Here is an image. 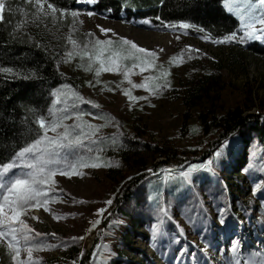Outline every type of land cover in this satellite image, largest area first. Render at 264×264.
Returning a JSON list of instances; mask_svg holds the SVG:
<instances>
[{
	"label": "rangeland",
	"instance_id": "obj_1",
	"mask_svg": "<svg viewBox=\"0 0 264 264\" xmlns=\"http://www.w3.org/2000/svg\"><path fill=\"white\" fill-rule=\"evenodd\" d=\"M76 5L83 23L78 25V33H72L73 38L82 39L83 34L91 31L101 39L111 36L116 40L123 36L141 47L154 50L158 53L157 68L162 66L171 73L168 77L171 87L164 89L161 95L153 96L147 89L131 88L121 73H101L99 79L102 82L96 83L94 71L78 67L81 63L78 56L67 63L62 62L71 51L66 40L71 33V17L65 19L70 24H63L64 21L52 24L55 31L50 35L51 45L59 49L58 70L63 78L58 89L70 84L86 100L101 106L96 109L87 103L80 105L86 113L85 120L106 124L98 133L106 140L101 145L104 150L95 154L98 157L95 162H100V167L80 168L78 171L82 174L71 177L58 175L56 190L50 193L55 199L49 200L47 210L44 207L29 209L23 217L36 232L45 234L39 240L57 245L34 250V261L38 258V264H220L233 239H239L244 250L258 247L257 241H264V168L252 174L243 171L251 164L248 144L252 141L247 128L225 141L229 144L227 157L234 158L232 150L237 149L239 158L236 156L237 160L235 157L231 166L225 165L224 161L216 168L218 181H210L212 173L200 171L202 180L197 177L193 188L189 189L181 179L170 180L168 177L173 184L169 193L161 189L159 201L161 204L171 202L168 216L172 219L158 218L156 206L150 210L151 200L147 197L149 192L157 197V190L149 191L147 178L133 190L131 199L121 197L131 180L140 174H150L148 169L155 163L168 162L167 172L170 165L187 170L192 164L205 162L203 155L207 150L215 153L220 148L221 145L212 151L213 134L202 132L196 123L195 111L182 104L181 98L187 87L201 84L207 88L215 102V110L221 113L233 108L244 114L264 111V61L250 49L252 44L264 41L214 44L203 40L204 34L194 28L179 31L155 22L143 25L138 23L141 18L134 13L100 10L96 9V3L86 4L82 0ZM223 8L238 21L224 3ZM89 11L94 15L88 16ZM47 20L51 22V19ZM40 24L45 28L43 22ZM97 25L114 29L118 36L100 33ZM177 36L180 38L176 39ZM188 45L193 47L191 58L186 48ZM182 52L183 62L173 64L171 58ZM155 75H158L157 69L141 72L136 68L131 79L142 83L145 77ZM125 89H130L134 96H145L147 100L130 101L124 94ZM89 112L95 113V118L87 115ZM65 123L71 124L73 120ZM49 135L55 133L49 132ZM113 136L117 137L118 143L122 141V147L110 146ZM131 146L134 148L130 149ZM106 149L113 151V156L107 155ZM123 151L132 154L128 163L120 162L115 153ZM261 162L264 163L263 153ZM256 184L262 187L253 195L252 188ZM108 199L113 201L112 204L105 203ZM225 204L231 213L228 230H222L217 223V208ZM185 205H195L207 211V228L199 222L195 227L187 223ZM117 206L121 212L117 214L115 211L107 233L103 223ZM100 208H105V212L98 215L97 209ZM237 218L243 222L240 227L236 226ZM96 219L100 223L92 229L91 223ZM158 219H163V224L153 240L152 225L158 223ZM180 228L184 229L183 234ZM185 244L195 259L193 255L177 258L179 249ZM0 251V264H15L5 246L0 245ZM21 258H27L26 251H21Z\"/></svg>",
	"mask_w": 264,
	"mask_h": 264
},
{
	"label": "snow or ice",
	"instance_id": "obj_2",
	"mask_svg": "<svg viewBox=\"0 0 264 264\" xmlns=\"http://www.w3.org/2000/svg\"><path fill=\"white\" fill-rule=\"evenodd\" d=\"M86 4H95L97 0H82ZM161 4L163 0H160ZM229 13L234 14L239 21V29L222 36L214 37L211 34L203 35L201 38L205 41H211L214 44H245L249 41H264V0H223ZM25 6L31 5V10H24L20 7L13 8L11 0H0V23L6 20L5 11L9 14L19 12L24 17L23 20L17 21L10 34L12 39L20 38V33L29 23L37 24L45 19H51L53 24L57 21H64L71 17V33L66 37L68 44L71 45V51L62 58V62L67 63L74 57L78 56L81 63L78 67L84 68L85 71L95 72L96 83H101L99 79L101 73H121L123 80L127 81L131 88L147 89L153 95H161L164 89L171 87L168 77L170 71L162 66L158 69L156 58L158 53L145 47L139 46L133 40L119 36L114 40L111 36L101 39L95 33L89 31L83 34L82 39L73 38L72 33H78V25L83 21L79 19L81 12L79 9L61 8L51 2V0H24ZM109 11H111L109 9ZM59 14V15H58ZM88 16L94 15L93 12H87ZM161 20L160 16L155 18ZM138 23L151 25L152 19L149 17L141 18ZM162 26L185 31L195 28L203 33L206 30L196 25L179 21L177 23L162 22ZM259 26V27H258ZM100 33L118 36L114 29L97 25ZM180 37L177 36L176 39ZM31 40V37H28ZM37 48L43 47L40 42H36ZM191 58L193 47L186 46ZM46 50V49H45ZM160 51H163L161 49ZM194 51L199 52V49ZM86 58V63H85ZM128 62V63H126ZM173 64L183 62V52L181 55L171 58ZM139 68L141 72L157 69L158 75L147 76L142 83H135L131 79L133 70ZM26 74L23 69H14L13 67L0 66V74H7L10 79H30L35 77V70L29 69ZM91 86V81H88ZM107 86V85H105ZM115 91V89H111ZM52 96L55 99L47 111V115L36 117L35 123L38 128L31 131L35 132V138L26 142L24 146L16 149L11 158L0 164V245L6 247L11 260L15 264H38L33 259V251L42 248H55L57 245L49 244L38 238L44 236V233L36 230L27 223L23 217L29 209L44 207L54 192L58 175L71 177L81 175L78 171L80 168L101 166L97 161L96 153L103 151V145L106 138L98 135L100 130L106 124H94L84 119L86 113L80 107L81 104H89L93 108L99 109L101 106L91 100H86L79 92L75 91L70 84H65L63 89H53ZM124 94L130 101L147 100L145 96H134L130 89H125ZM95 118V113H87ZM103 119V116L100 117ZM72 119L73 123L67 124L65 121ZM111 121H109L110 123ZM49 132L55 135H49ZM122 135V134H121ZM110 146L122 147V141L118 143L117 137L111 138ZM228 142H225L214 153V160H209L199 165L192 164L186 171H181L179 176L182 182L188 186L194 184V174L200 171L215 174V165H222L228 156ZM149 172L152 169H148ZM246 173L249 169H244ZM172 177L171 172L169 178ZM262 186L256 184L252 188L253 195ZM156 196H159L157 192ZM195 198V197H194ZM218 198V197H217ZM148 200H153L156 204L155 212L158 218L172 217L168 216V211L172 207L171 202L161 204L159 199L148 196ZM75 202V201H74ZM112 200L108 199L105 203L110 205ZM105 208L97 209V214H103ZM209 214L203 208H197L195 205H185L184 216L189 225L195 227L197 223L204 224L207 228V216ZM231 216L228 205L217 208V223L222 230L230 229L228 217ZM38 219V217H34ZM100 223L96 219L91 223L94 229ZM242 221L237 218V227L242 225ZM163 219H158V223L152 225V239L155 240L160 233ZM91 230V229H89ZM184 233V229H179ZM34 233V235H33ZM52 235H55L53 233ZM83 239V237H80ZM179 243V238L176 239ZM195 243V242H193ZM258 247L250 250H244L239 239H233L230 248L227 249V255L220 264H264V241H257ZM211 247V242H209ZM27 253V258H21V251ZM111 254V249L108 250ZM201 251H206L201 249ZM180 256L193 255L189 252L187 244L179 249ZM82 255V253H81ZM195 259V256L193 255ZM75 264V262H73Z\"/></svg>",
	"mask_w": 264,
	"mask_h": 264
},
{
	"label": "trees",
	"instance_id": "obj_3",
	"mask_svg": "<svg viewBox=\"0 0 264 264\" xmlns=\"http://www.w3.org/2000/svg\"><path fill=\"white\" fill-rule=\"evenodd\" d=\"M78 1L51 0L58 7L69 9H76L75 5ZM11 3L13 8L20 7L24 10H31V5L25 6L24 0H11ZM95 7L105 11L110 9V12L115 13L123 10L128 14L134 13L139 18L149 17L152 22L160 24L165 21L170 23L184 21L204 28L206 31L202 34H211L214 37L239 29L238 21L225 12L223 0H163L162 4L160 0H97ZM5 16L6 20L0 23V66L23 69L29 75L28 70L32 69L35 70L36 75L30 79H10L7 78V74H0V164L8 161L16 149L35 138V132L31 130L38 128L35 123L36 117L47 115V111L54 100V96L51 94L52 90L58 89L63 83L62 75L58 70L59 49L52 48V40H50V35L52 36L55 31L53 30L55 25H52L53 23L47 19L43 21V26L46 29L41 28L40 22L37 24L29 23L20 33L22 39L14 40L10 37L13 27L17 21L23 20L24 17L19 12L9 14L7 10ZM157 16H160L161 20H156ZM66 23H69L68 20H64L63 24ZM28 37H31V40H28ZM36 42H40L43 47L37 48ZM250 49L264 61V43H254ZM181 99L184 107H192V110L195 111L196 123H198L201 131L205 134H213L212 151L233 134L242 133L245 128L249 129V140L251 139L252 142L246 143L251 154V164L249 168L247 167L248 173L263 171L264 163L261 162L262 153L264 155L263 110H259L257 113L244 114L239 109L233 108L221 113L215 110V102L207 93V88L201 84L191 88L187 87ZM131 148L134 147L131 146ZM236 150H232L234 158L237 156ZM105 151L107 155L114 153L113 151L110 152L109 149ZM115 153L118 160L123 163H128L132 157V154L126 153V151ZM203 158L205 162L214 160V153L207 150ZM234 158L227 157L225 165L231 166ZM167 165H169L168 162L153 164L150 167L152 169L150 174H140L131 180L121 198L131 199V193L145 178L150 185L149 191L156 189V194L159 192L157 199H160L161 189L166 190L165 193H169L168 190L173 184L170 183L173 181H168L169 173L172 174L170 180L175 178L177 180L181 179L179 173L186 170L178 165H170L171 167L167 172ZM218 166H214L215 174L211 175L210 181L215 179L218 181L216 170ZM197 177L202 180L199 172L194 174V180ZM193 185L185 184L186 188L189 189L193 188ZM150 193L152 192H149V196H151ZM155 206L156 204L151 200L150 210H154ZM115 211L117 214L121 212L118 206L115 207L103 223L107 233L110 232L109 223L116 215Z\"/></svg>",
	"mask_w": 264,
	"mask_h": 264
},
{
	"label": "bare ground",
	"instance_id": "obj_4",
	"mask_svg": "<svg viewBox=\"0 0 264 264\" xmlns=\"http://www.w3.org/2000/svg\"><path fill=\"white\" fill-rule=\"evenodd\" d=\"M214 261H217V263H218V258H215ZM219 263H220V262H219Z\"/></svg>",
	"mask_w": 264,
	"mask_h": 264
}]
</instances>
